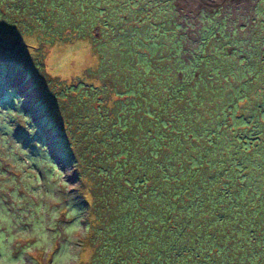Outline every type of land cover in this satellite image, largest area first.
Masks as SVG:
<instances>
[{
	"label": "trees",
	"instance_id": "trees-1",
	"mask_svg": "<svg viewBox=\"0 0 264 264\" xmlns=\"http://www.w3.org/2000/svg\"><path fill=\"white\" fill-rule=\"evenodd\" d=\"M203 16L210 21L213 12ZM209 21L188 53L173 0H0L3 42L19 47L28 36L43 51L37 33L50 49L78 38L102 63L80 75L68 102L47 85L62 82L59 75L23 60L30 53L21 50L16 64L43 84V96L52 88L71 130L70 159L90 182L91 198L79 189L89 231L76 244L91 255L74 264H264V226L239 205L259 197L244 194L251 185L236 163L243 144L231 146L224 128L234 102L223 101L214 80L244 70L230 64L226 41L214 49L221 37L209 34ZM261 62L255 72L264 84Z\"/></svg>",
	"mask_w": 264,
	"mask_h": 264
},
{
	"label": "rangeland",
	"instance_id": "rangeland-1",
	"mask_svg": "<svg viewBox=\"0 0 264 264\" xmlns=\"http://www.w3.org/2000/svg\"><path fill=\"white\" fill-rule=\"evenodd\" d=\"M173 3L188 53L198 48L200 29L209 21L204 13L213 12L208 32L221 37L214 49L218 50L226 41L225 47L233 53L230 64L244 70L239 78V70L236 75L230 72L227 83L220 77L214 80L217 85H222L219 88L224 94L223 101L234 102L231 107L233 120L224 121V128L229 142L232 141L231 146L243 144L236 163L241 162V166H237L238 173L251 185L244 194L259 197L248 199L243 196L239 205L255 223L261 222L260 225L264 226V210L254 214V209H264V84L257 80L255 72L256 62L264 58V0H173ZM172 31L167 28L166 35ZM36 36L35 44L42 39L46 45L43 51L34 49L36 46L28 43H33L28 36H22L19 47L0 40V61L4 62L0 63V103H5V111L16 114L15 122L7 130L0 129V256L9 247L13 257L25 248H31L32 252L26 254L28 258L39 256L34 264H55V256L68 250L80 257L72 261L74 264L89 259L91 255L89 246L76 244L77 237L82 238L89 231L84 196L80 195L79 189L91 198L90 182L81 179L70 159L71 130L56 105V96L49 92L53 87L54 90L59 88L62 102H65L64 98L68 102V98L76 96V91L82 87L77 84L80 75L87 68L93 69L102 63L88 41L78 38L71 42L57 41L60 43L50 49L43 34L37 33ZM21 50L33 56L31 59L26 53L23 60L29 64L34 62L36 72L45 73V69L50 76L59 75L64 82L49 81L47 85L52 88L44 87L46 94L43 96V87L40 86L43 84L32 79L31 71L16 66L22 59ZM247 51L250 55L244 60L240 58ZM5 62L12 63L4 66ZM257 66L264 75V62ZM245 80L247 84H242ZM11 96L21 101L19 106L12 104ZM214 111L218 112L217 109ZM241 113L248 116L249 121L240 120ZM70 138L72 140L71 135ZM15 142H20L28 150L26 154H17L19 160L37 158V154L46 157L42 166L31 164L23 169L22 172H27L25 178L5 159L6 155L13 154ZM69 162L72 164L71 175L64 176L65 184L62 185L56 169L64 172ZM81 168L86 171L88 166L83 164ZM69 184L71 188L65 186ZM236 227L246 226L238 223ZM42 233L51 237L50 245L41 247L38 244ZM258 236L262 237L260 243H264V232H259Z\"/></svg>",
	"mask_w": 264,
	"mask_h": 264
},
{
	"label": "clouds",
	"instance_id": "clouds-1",
	"mask_svg": "<svg viewBox=\"0 0 264 264\" xmlns=\"http://www.w3.org/2000/svg\"><path fill=\"white\" fill-rule=\"evenodd\" d=\"M12 104L15 106H19L21 101L15 100L12 96ZM22 100V98H21ZM5 103H0V129L7 130L8 126H10L12 123L16 120V114L12 113L11 111H5ZM27 148L21 146L20 142H15V148L12 155H6L5 159L7 160L8 164L10 166H13L16 168L18 172H22L23 169H25L28 165L35 164L37 166H42L43 161L46 159L44 156H40L37 154V158L29 157L26 160L22 161L17 158V154L23 155L27 153ZM50 166V165H49ZM72 171V164L69 162L64 172H60L59 169H56V173L58 177L60 178V184L64 185V176L71 175ZM27 176V172H22V178H25ZM67 188H71L72 185H65ZM71 214V213H69ZM69 231H72V229H69ZM51 243V237L47 233H42L38 239V244L43 247L45 245H50ZM32 252L31 248H25L23 252H21L18 256L13 257L12 256V249L9 247L5 250L4 255L0 256V264H34L35 260L39 259V256L37 255L33 259H29L26 254H29ZM80 259L79 256H76L72 251L65 250L64 252L58 254L55 256V264H72L73 260Z\"/></svg>",
	"mask_w": 264,
	"mask_h": 264
}]
</instances>
